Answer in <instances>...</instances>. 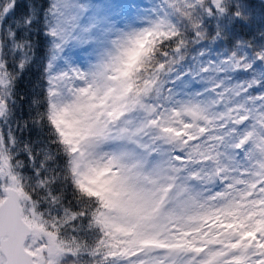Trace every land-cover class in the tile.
Segmentation results:
<instances>
[{"label":"snow or ice","instance_id":"obj_1","mask_svg":"<svg viewBox=\"0 0 264 264\" xmlns=\"http://www.w3.org/2000/svg\"><path fill=\"white\" fill-rule=\"evenodd\" d=\"M0 264H264V0H0Z\"/></svg>","mask_w":264,"mask_h":264},{"label":"trees","instance_id":"obj_2","mask_svg":"<svg viewBox=\"0 0 264 264\" xmlns=\"http://www.w3.org/2000/svg\"><path fill=\"white\" fill-rule=\"evenodd\" d=\"M257 3H258V0H257ZM258 11H259V8H258Z\"/></svg>","mask_w":264,"mask_h":264}]
</instances>
